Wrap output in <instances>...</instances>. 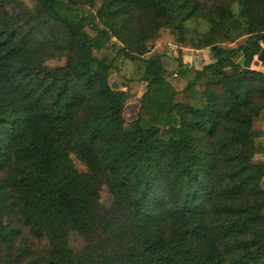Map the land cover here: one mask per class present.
Wrapping results in <instances>:
<instances>
[{
	"label": "trees",
	"instance_id": "1",
	"mask_svg": "<svg viewBox=\"0 0 264 264\" xmlns=\"http://www.w3.org/2000/svg\"><path fill=\"white\" fill-rule=\"evenodd\" d=\"M262 35L264 0H0V264H264Z\"/></svg>",
	"mask_w": 264,
	"mask_h": 264
},
{
	"label": "rangeland",
	"instance_id": "2",
	"mask_svg": "<svg viewBox=\"0 0 264 264\" xmlns=\"http://www.w3.org/2000/svg\"><path fill=\"white\" fill-rule=\"evenodd\" d=\"M90 33L92 32L90 31ZM244 42L245 40H240L233 46H239ZM188 47L189 46L182 49V59L189 67L201 69L212 61V55L208 49L197 51ZM179 49L176 40L168 31H165L162 39L154 46L152 53L162 57L163 63L168 71L166 77L174 89L179 93L177 99L178 101H181L183 98L182 91L185 88L188 79H184L178 75L177 59L180 56ZM109 52L110 50H105L101 56ZM257 69L264 72V66L258 65ZM111 83L116 88L128 91L129 98L126 101L125 116L127 122L135 120L138 113L139 103L147 88V82L142 81L141 79V70L138 63L129 60L122 61L120 64V70L117 75L111 78ZM254 128L257 131L264 133V112L261 117L256 120ZM257 144L260 148L264 149V137L258 139ZM255 162H264V153L258 154L255 158ZM104 199H106V196H104ZM81 243L82 241L79 239H74L72 246L79 248Z\"/></svg>",
	"mask_w": 264,
	"mask_h": 264
},
{
	"label": "water",
	"instance_id": "3",
	"mask_svg": "<svg viewBox=\"0 0 264 264\" xmlns=\"http://www.w3.org/2000/svg\"><path fill=\"white\" fill-rule=\"evenodd\" d=\"M261 41H262V44H263V46H264V35H262V37H261Z\"/></svg>",
	"mask_w": 264,
	"mask_h": 264
}]
</instances>
